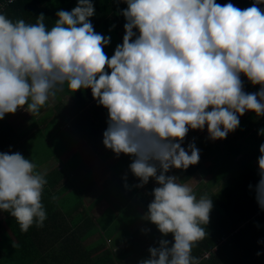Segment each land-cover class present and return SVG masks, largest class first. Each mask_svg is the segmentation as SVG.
Segmentation results:
<instances>
[{
    "label": "clouds",
    "instance_id": "9594fccd",
    "mask_svg": "<svg viewBox=\"0 0 264 264\" xmlns=\"http://www.w3.org/2000/svg\"><path fill=\"white\" fill-rule=\"evenodd\" d=\"M113 3L127 7L118 9L124 35L110 58L104 49L111 36L96 32L90 19L96 15L93 0L58 10L50 29L44 13L36 23L0 13V120L18 109L39 115L65 86L73 92L90 89L107 110L105 148L117 158L131 157L135 187L150 178L158 185L142 219L161 238L137 264H200L192 250L208 236L213 199L198 198L189 184L168 173L199 163L194 139L182 146L190 130L206 126L208 139L223 140L247 112L264 117V0L243 9L217 0ZM242 76L259 90L246 92ZM258 135L264 136V128ZM259 153L255 199L264 211V143ZM46 175L20 152H0V212L10 214L23 233L47 219Z\"/></svg>",
    "mask_w": 264,
    "mask_h": 264
},
{
    "label": "crops",
    "instance_id": "0c3cea01",
    "mask_svg": "<svg viewBox=\"0 0 264 264\" xmlns=\"http://www.w3.org/2000/svg\"><path fill=\"white\" fill-rule=\"evenodd\" d=\"M102 32L105 36H111L105 31ZM91 96L90 89H81L73 93L63 91L55 98H50L39 115L32 116L23 109H18L15 114H6L5 118L0 120V129L3 130L0 133V146L2 147L0 152L11 154L12 137L17 138L21 146L33 148L31 152L28 148L25 149L27 155L24 154V157L37 164V171L47 173L48 183L45 185L42 201L52 212L47 220L50 221L54 216L55 221L63 226V237L57 238L55 235L51 237L52 242L49 249L39 251L36 254L37 259L30 264H58L57 260L54 262L51 258L61 251L71 256V260L67 257L68 260L62 264H95L96 258H103L108 247L114 248V253H119L123 244L112 246L109 243H114L119 229L112 230L113 233H108L106 228L92 229L93 226L98 225V220H101L100 226L109 216L105 209L107 199L105 203H102L103 198L99 196L106 191L110 194L119 191L133 202V206L140 203L139 199L133 200L137 188L132 180H135L137 184L139 180L129 170L131 157L121 154L117 158L103 145V132L107 127V110L97 107L95 100L90 98ZM250 112L240 117L239 128L229 133L226 139L211 141L207 138V127L195 137L194 142L200 149V160L198 164L189 166L187 169L188 172L192 168L195 169V174L190 176L189 180L181 179V182L189 184L198 198L206 191L208 197L213 199V195L224 184L232 187L238 186V175L234 174L235 168H239L237 161L246 160L250 155L249 149H258L259 145L264 143V139L261 140L253 135L257 125L248 121ZM26 114L27 116L18 122L17 120L11 121L16 116L23 117ZM242 131L243 135H241ZM188 143L185 138L182 146L187 148ZM30 155L33 157L31 158ZM115 165L120 171L118 175L120 181L116 183L117 189L116 187L111 189L108 180L111 176L110 170ZM247 167L249 171H256L257 162L250 159ZM181 172L182 170L172 169L168 174ZM223 172L226 174L220 175ZM129 174L132 180L128 179ZM125 175L127 181L124 180ZM125 182L130 187L126 188ZM156 186L158 185L152 178L145 185L148 191L147 202L153 199L151 192ZM213 187H216L214 193L207 190V188L212 190ZM53 196L56 197L55 200L52 199ZM125 201L128 200L119 201V209L127 207L123 206ZM117 210L114 208V212ZM0 214L3 215L0 221V242L7 237L11 244L13 239L7 230V225L14 222V219L7 212H0ZM73 221L75 230L78 229V237L75 235L77 237L75 241L81 246L77 248V244H74L73 249L69 250V248L66 249L67 246H63V243L67 245V237L68 235L71 237L73 233L71 229ZM52 246L57 248V252ZM45 254L48 259L43 262L40 258ZM127 262L123 261L120 264ZM20 263L24 264V261ZM4 264L8 262L5 261Z\"/></svg>",
    "mask_w": 264,
    "mask_h": 264
},
{
    "label": "trees",
    "instance_id": "16d2710c",
    "mask_svg": "<svg viewBox=\"0 0 264 264\" xmlns=\"http://www.w3.org/2000/svg\"><path fill=\"white\" fill-rule=\"evenodd\" d=\"M93 2L96 7V15L90 19L95 31L101 34H103L102 31H105L112 33V35L123 36L125 20L119 15L118 9L126 8L127 5L123 3L117 5L113 3V0H93ZM228 2H232L243 9L251 6L253 0H217V3L220 4ZM76 3L77 0H0V13L6 14L13 20L22 18L29 23H36V17L40 13H44V23L50 29L55 23V13L60 9L71 10L76 6ZM260 7L264 9V5H260ZM112 25H115V27L109 31ZM114 49L109 48V46L105 47L104 51L109 58L114 53ZM242 79L244 80L246 92L259 90V85L252 86L243 76ZM64 93H73V91L65 86ZM90 98L93 99L92 96ZM95 105L100 109L102 108V106L97 105L96 101ZM249 120L250 123L257 125L253 135L256 138L258 136L261 140L264 139V136L258 135V130L264 128V117H256L254 112H250L248 115ZM2 131L0 129V133ZM200 132L199 130H190L186 137L187 142H192ZM243 134L244 132L242 131L241 135ZM16 143L18 145H15ZM10 147H12V152H20L23 156H25L24 154L27 155L25 149L28 147L25 145L21 146L17 138L12 137ZM28 149L29 152L33 150V148ZM258 150L259 148L249 149L250 155L248 158L237 161L239 168H235L234 174L238 175V186L221 185L218 192L213 195V210L210 213V221L206 225L208 236L192 250V255L199 259L200 264H264L263 255H256L258 251L264 253V243H258V241L264 240V213H258V204L255 199V186L259 180L258 163L256 171H249L247 167L250 159L257 162V158L260 155ZM32 154L34 155V151ZM30 156L31 158L33 157L32 155ZM195 171L192 168L189 172L182 170L181 173L173 174L186 181L195 174ZM225 174L223 172L220 175ZM108 183L111 189L115 187L117 189L115 176L112 174ZM250 184L252 185L251 189L248 187ZM140 195L141 193L138 194L135 191L134 197L136 196L140 200L139 205L135 206H133L131 200L119 191L114 194L106 191L99 196L103 198V201L98 200L102 201V203H105L107 199L105 209L108 211L109 216L106 217L105 223L100 226L101 220H98V225L93 226L94 228L92 229L106 228L108 233L119 229L114 240L120 241L123 247H121L119 253H111L109 250L105 251L103 258H96L95 264H120L123 261H128L134 252H140V259L147 258L149 255L147 249L150 246H158L156 242L161 238V234L155 225L142 219L150 202H147L146 196L141 197ZM123 199L128 200L123 204V206L127 207L121 210L118 204ZM46 206L48 217L52 212ZM114 208L118 209L115 211L117 212L116 214ZM72 225L75 227L74 221ZM145 228L151 231L148 233L142 232V229ZM7 230L11 234L13 243L10 244L7 237H4L3 241L0 242V264H4L5 261L8 264H22L20 262L23 261L24 264H30L34 259H37L36 254L39 251L42 252L49 249L52 242L50 240L51 237L55 235V237L61 238L64 235L62 224L55 221L54 216H52L50 221L46 219L43 227L37 228L33 225L26 233L20 231L19 225L14 219V222L7 225ZM67 238V245L63 243V246H67L66 249L72 250L74 244H77V248L81 246L80 243L75 241V238H77L75 234H72L71 237L68 235ZM166 238L170 241L173 240L171 234ZM9 244L10 246L8 247ZM67 257L71 260V256L68 253L61 251L54 254L51 260L54 262L57 260L58 264H62L65 260H68Z\"/></svg>",
    "mask_w": 264,
    "mask_h": 264
},
{
    "label": "rangeland",
    "instance_id": "374dc122",
    "mask_svg": "<svg viewBox=\"0 0 264 264\" xmlns=\"http://www.w3.org/2000/svg\"><path fill=\"white\" fill-rule=\"evenodd\" d=\"M107 33V32H106ZM107 34H109V35H111V42H110V44L108 45L109 46V48H115V46L118 44V43H122V37L120 36V35H117V34H110V33H107ZM27 116V114L26 115H24L23 117H21V115H19V116H16L15 118H13V119H11V121H14V120H17V122L20 120V119H23V118H25ZM110 173L113 175V176H115V182L116 183H118L119 181H120V179L118 178V175H120V171H119V169L116 167V165H115V167L114 168H112L111 170H110ZM132 176L129 174V176H128V179H130V180H132V178H131ZM133 181V185L135 186L136 184H137V182L135 181V180H132ZM204 187H206V186H204ZM137 188V187H136ZM207 190L208 191H210V192H212V193H214L215 191H216V187H213V189L211 190V188H207ZM136 192H138V194L139 193H141V197L142 196H147V194H148V191L145 189V186L144 187H142V188H137V191ZM204 194H207L208 195V193L205 191L204 193H203V195ZM107 195V194H106ZM137 196V195H136ZM136 196L133 198V200H135V199H138V198H136ZM147 199H149V197L147 198ZM2 219H3V215L2 214H0V221H2ZM66 221H68V219L66 220ZM67 224V223H66ZM68 226H70L69 224H68ZM72 229V234H75V235H77V237H78V234H77V230H75V227H73V228H71ZM82 229V228H81ZM110 244H112V246L113 245H116L117 244V246H119V244H120V241H118V240H115L114 241V243H112V242H109ZM54 245V244H53ZM53 247V249H54V251H56L57 252V248L55 249L54 247L55 246H52ZM107 250H109L111 253H114V248H112V247H108V249ZM98 254V253H97ZM96 254V255H97ZM139 256H140V252H134L133 254H132V257L131 258H129V260H128V262L126 263V264H137V262L140 260V258H139ZM42 258H40V260H42L43 262H45L48 258H47V254H45V255H43V256H41Z\"/></svg>",
    "mask_w": 264,
    "mask_h": 264
},
{
    "label": "built area",
    "instance_id": "2783aa9c",
    "mask_svg": "<svg viewBox=\"0 0 264 264\" xmlns=\"http://www.w3.org/2000/svg\"><path fill=\"white\" fill-rule=\"evenodd\" d=\"M7 1H11V0H7ZM258 213H264V211H261L260 209H259V207H258Z\"/></svg>",
    "mask_w": 264,
    "mask_h": 264
}]
</instances>
